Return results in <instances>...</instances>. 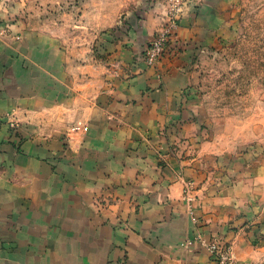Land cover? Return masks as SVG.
I'll list each match as a JSON object with an SVG mask.
<instances>
[{
	"label": "crops",
	"instance_id": "crops-1",
	"mask_svg": "<svg viewBox=\"0 0 264 264\" xmlns=\"http://www.w3.org/2000/svg\"><path fill=\"white\" fill-rule=\"evenodd\" d=\"M43 1L42 10L73 4ZM135 1L72 7L97 10L88 23L94 41L116 23L134 24L138 34L111 43L120 67L141 58L138 39L159 20L156 9L129 19L140 13ZM32 2L0 0V16L15 27L0 40V264H217L199 234L233 244L238 264H264V157L249 151L253 175L235 170L233 179L241 158L221 152L216 163L208 144L200 165L181 161L170 129L184 121L187 54L198 42H227L245 0H190L179 35L189 50L162 80L154 68L96 57L82 65L65 36L25 17ZM197 169L213 191L202 195L203 187L190 208L179 172Z\"/></svg>",
	"mask_w": 264,
	"mask_h": 264
},
{
	"label": "rangeland",
	"instance_id": "rangeland-1",
	"mask_svg": "<svg viewBox=\"0 0 264 264\" xmlns=\"http://www.w3.org/2000/svg\"><path fill=\"white\" fill-rule=\"evenodd\" d=\"M69 1L73 4L67 3L66 8L53 7L42 10V4L46 1L33 0L29 15L24 13L25 17L28 16L34 21L33 25L65 36L71 50H80L82 55L76 60L82 65L95 63L96 57L104 64L109 62L108 65L113 68H154L156 78L162 80L163 69L172 67V61L175 62L178 54L189 50L186 47L189 42L184 43L179 35L184 18L189 14L190 0H141L140 5L139 0L135 1L140 13L131 14L129 19L134 15V19L136 17L140 22L142 12L150 14L156 9L155 11L159 12V20L149 30H145L142 39H138L139 44H142L141 58L136 59V63L126 61L125 67H120L117 58L111 56L118 48L111 47V43L122 38L120 32L134 35L132 31H135L138 34V30H133L134 24L116 23L111 31H102L94 41L90 36L93 30L88 23L97 14V10L73 9L74 2L78 0ZM139 6H142V9ZM21 13L23 15V11ZM122 15L124 14L121 13L118 17L121 18ZM9 17L0 16V40H7L15 33L14 24ZM227 27V42H198L195 43L191 54H187L189 59L185 78L189 85L182 93L179 92L186 105H180L181 110L185 107L184 121L178 120L174 123L175 129H170L174 136V150L181 161L190 163L193 160L200 165L205 156L202 155L203 146L209 144L214 152L212 154H216V163L222 153L228 156L230 153L235 154L237 158L242 159L235 169L229 166V170L234 169L232 176L236 170L243 179L252 176L255 171L249 166V151L257 152V157H264V0H245L238 24ZM104 33L112 34L113 38L105 39ZM181 40L186 44L185 47L179 46ZM133 63L135 65L131 67ZM187 121H191L188 129L185 127ZM187 132H192L193 135L188 136ZM183 144L188 146V150L181 147ZM252 156H255V153H252ZM200 171L201 169H197L191 176H187L183 171L179 172L186 180L185 195L190 208L194 207V203L195 206L200 203L205 174ZM261 172L264 173V170ZM212 191L213 189L207 190V187H204L202 195ZM228 245L233 246L231 243Z\"/></svg>",
	"mask_w": 264,
	"mask_h": 264
},
{
	"label": "built area",
	"instance_id": "built-area-1",
	"mask_svg": "<svg viewBox=\"0 0 264 264\" xmlns=\"http://www.w3.org/2000/svg\"><path fill=\"white\" fill-rule=\"evenodd\" d=\"M196 238L206 246L208 252L214 257L217 264H238L232 245L225 244L219 239L207 240L203 234H199Z\"/></svg>",
	"mask_w": 264,
	"mask_h": 264
}]
</instances>
